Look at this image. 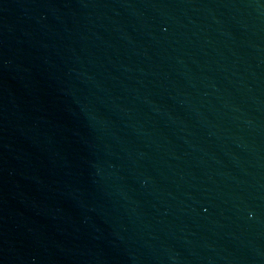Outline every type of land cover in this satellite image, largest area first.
Here are the masks:
<instances>
[{"label":"water","instance_id":"obj_1","mask_svg":"<svg viewBox=\"0 0 264 264\" xmlns=\"http://www.w3.org/2000/svg\"><path fill=\"white\" fill-rule=\"evenodd\" d=\"M0 264H264V0H0Z\"/></svg>","mask_w":264,"mask_h":264}]
</instances>
